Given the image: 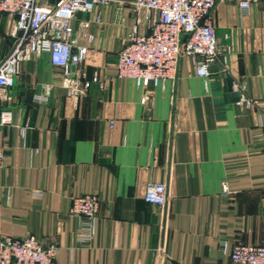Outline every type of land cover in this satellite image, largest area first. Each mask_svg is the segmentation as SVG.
I'll return each instance as SVG.
<instances>
[{"label": "crops", "instance_id": "crops-1", "mask_svg": "<svg viewBox=\"0 0 264 264\" xmlns=\"http://www.w3.org/2000/svg\"><path fill=\"white\" fill-rule=\"evenodd\" d=\"M212 17L232 50L228 69L217 60L208 78L187 56L161 86L117 77L136 21L117 2L74 22L81 42L79 21L91 22L88 74L104 86L68 90L47 54L20 63L11 99L0 95V112L12 111L0 127V239L34 234L55 243L57 264H230L225 241L264 244V0L247 11L218 0ZM16 20L0 12V61ZM242 93L259 103L238 104ZM40 94L46 103L34 101ZM154 183L167 184L165 206L145 200ZM87 193L99 197L90 224L70 211Z\"/></svg>", "mask_w": 264, "mask_h": 264}, {"label": "built area", "instance_id": "built-area-1", "mask_svg": "<svg viewBox=\"0 0 264 264\" xmlns=\"http://www.w3.org/2000/svg\"><path fill=\"white\" fill-rule=\"evenodd\" d=\"M218 0H0V12L13 13L17 20L11 31V50L0 61V95L11 97L7 89L16 83V73L21 62L47 54L53 65L60 68L63 84L72 92H83L92 83L104 86L99 74L89 77L87 60L95 35L89 32L91 22L79 21L85 42L76 34L75 20L80 14H88L98 5L112 2L129 6L136 16L127 43L118 53L119 78L132 79L136 85L161 86L174 80L179 72L182 57H191L198 76L208 78L213 63L220 60L223 70L228 69L232 50L226 34L221 42L214 25L212 10ZM262 0H237L242 11ZM80 20V19H79ZM96 20L101 21L100 15ZM146 25L148 31L140 32ZM233 87L242 90L237 82ZM45 95H36V103H46ZM146 101V97L142 99ZM257 99L241 94L238 104L251 106ZM12 122V111L0 112V127ZM264 137V121L261 124ZM5 148L0 145V168L4 165ZM223 192L229 191L226 180ZM166 183H154L147 187L145 200L159 206L168 202ZM99 197L87 193L72 199L70 211L82 217L87 224L96 218ZM162 257H168L164 248ZM223 252L229 254L230 264H264V244L238 242L230 246L224 242ZM57 245H45L36 235L25 237L4 236L0 239V264H57Z\"/></svg>", "mask_w": 264, "mask_h": 264}]
</instances>
